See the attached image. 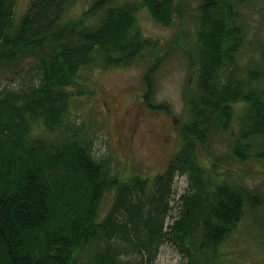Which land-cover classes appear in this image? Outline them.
Wrapping results in <instances>:
<instances>
[{"label":"trees","instance_id":"1","mask_svg":"<svg viewBox=\"0 0 264 264\" xmlns=\"http://www.w3.org/2000/svg\"><path fill=\"white\" fill-rule=\"evenodd\" d=\"M78 1L30 0L14 21L16 0H0V70L28 74L0 91V264H151L166 241L184 264H225L222 246L244 223L263 229L262 194L220 178L225 169L212 153L228 140L230 158L264 170V0L197 1L194 44L183 54L195 75L183 93L181 149L153 177L124 180L93 156L94 132L72 105L93 96L97 69L149 54L159 58L145 72L143 99L168 113L152 103L149 75L166 55L156 56L160 44L143 35L138 17L169 26L184 9L175 0H92L68 18ZM178 175L189 189L175 218Z\"/></svg>","mask_w":264,"mask_h":264},{"label":"rangeland","instance_id":"2","mask_svg":"<svg viewBox=\"0 0 264 264\" xmlns=\"http://www.w3.org/2000/svg\"><path fill=\"white\" fill-rule=\"evenodd\" d=\"M29 1L16 0L14 21L24 13ZM91 1L76 2L67 12L68 18L80 17ZM175 1L180 3L184 12L182 19L176 15L169 26L155 23L145 12L138 17L143 35L160 44L156 56L166 55L149 75L153 89L152 103L166 104L169 112L148 108L144 102L145 72L159 58L149 57V54H147L148 58L137 60L130 65L97 69L91 81L95 90L93 96L90 100L79 99L72 105L73 118L78 122L85 121L86 124H90L94 132L93 156L96 159H109L112 163V174L119 175L121 180L134 175L153 177L162 172L171 158L181 149L177 127L188 116L183 93L187 84H192L195 75V72L188 68L183 54L185 49L194 44L195 28L192 20L198 0ZM255 19L256 15L252 14L249 17L252 22ZM25 73L26 70L20 74H13L10 68L0 70V91L5 88L16 90L26 80L28 74ZM82 101L84 105H81ZM240 107V105L235 107L236 114H239ZM134 120L138 121L140 127L136 134L131 136L129 128ZM142 124H145V127H142ZM144 129H154L161 134V139L156 144H151ZM227 141H222L212 153L221 158V166L225 169L220 170L224 175L219 177L231 183L255 188L264 198L263 168L251 160L241 163L230 158ZM208 161L206 159L205 162ZM188 189L187 175L174 177L173 195L170 201L171 216L174 215L176 218L179 214L180 203L177 204V201ZM111 200L110 192L105 195L101 204L102 214L109 209ZM261 214L263 215L261 231L244 223L222 246L226 258L225 264H264V206ZM171 216L166 218V223L169 224ZM185 261L186 258L179 253L176 246L166 241L160 244L151 264H184Z\"/></svg>","mask_w":264,"mask_h":264},{"label":"flooded vegetation","instance_id":"3","mask_svg":"<svg viewBox=\"0 0 264 264\" xmlns=\"http://www.w3.org/2000/svg\"><path fill=\"white\" fill-rule=\"evenodd\" d=\"M139 123L138 121L134 120L133 123L131 124L129 131H130V135L134 136L136 134V132L139 129ZM142 127H145V124H142ZM145 130V129H144ZM146 135L148 136V138L151 141V144H156L159 139H161V134H158L154 129L150 130V129H146L145 130ZM129 137V135H127Z\"/></svg>","mask_w":264,"mask_h":264}]
</instances>
